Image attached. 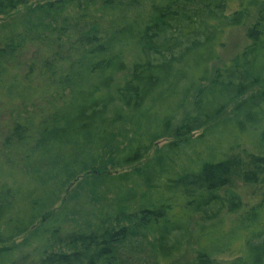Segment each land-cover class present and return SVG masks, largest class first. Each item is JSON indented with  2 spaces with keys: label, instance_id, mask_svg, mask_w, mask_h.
Segmentation results:
<instances>
[{
  "label": "trees",
  "instance_id": "1",
  "mask_svg": "<svg viewBox=\"0 0 264 264\" xmlns=\"http://www.w3.org/2000/svg\"><path fill=\"white\" fill-rule=\"evenodd\" d=\"M0 17V264H264V0Z\"/></svg>",
  "mask_w": 264,
  "mask_h": 264
},
{
  "label": "rangeland",
  "instance_id": "2",
  "mask_svg": "<svg viewBox=\"0 0 264 264\" xmlns=\"http://www.w3.org/2000/svg\"><path fill=\"white\" fill-rule=\"evenodd\" d=\"M31 4V3H30ZM24 11V8H18L17 11H15V14H20L21 12ZM4 18L0 17V20H3ZM245 44V39H244V33H243V29H232L229 30L227 32H225L224 34V39H223V46L218 50L217 53V59L215 61H213L210 64V76L209 78L212 76V74L214 73V71L217 68H221L224 65H226L230 58L235 55L236 53H238L242 47ZM191 108H189L190 110ZM188 110V111H189ZM200 132H196L194 135H198ZM167 142V140L165 141H160L152 150V152H150L149 156L151 155V153H153L156 149L162 147L165 143ZM111 173H122L124 170H109ZM76 185V183L72 186V188H74ZM64 198V197H63ZM62 198V199H63ZM63 201V200H62ZM62 201H60L55 209L54 212L59 209V207L61 206ZM21 240L18 239L16 240L14 243H19V241ZM188 259V258H186Z\"/></svg>",
  "mask_w": 264,
  "mask_h": 264
}]
</instances>
